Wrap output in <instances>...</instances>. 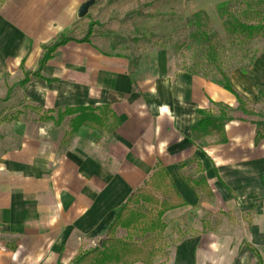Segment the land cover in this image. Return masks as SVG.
<instances>
[{
  "label": "crops",
  "instance_id": "1",
  "mask_svg": "<svg viewBox=\"0 0 264 264\" xmlns=\"http://www.w3.org/2000/svg\"><path fill=\"white\" fill-rule=\"evenodd\" d=\"M86 1L2 2L0 96L8 89L1 87L2 79L20 78L21 62L22 70L31 74L40 48L84 24L75 15ZM87 43L56 50L40 72V78L52 84L30 83L22 97L43 114L106 109L117 124L106 143L116 152L79 135L94 132L80 129L68 137L69 119L64 131L60 124L53 127V136L46 131L52 124L41 121L35 134L0 141V248L9 251L13 264H69L80 242L101 237L114 212L140 189L155 165L184 205L167 214L218 211L228 219L237 217L239 227L233 232L244 239L254 237L253 224L259 222L255 241H264V189L259 183L264 177V142L252 148L254 128L231 122L218 134L221 146L198 150L188 143L194 112L206 111L208 104L231 110L233 100L219 88L176 71L172 58L161 53L132 64L102 54L89 39ZM258 64L251 79L227 78L230 89L250 105L257 90L264 92V65ZM15 144L16 149H4ZM193 162L208 191L206 202L186 184L195 171ZM253 209V218L241 225L240 216ZM257 210L261 212L255 214ZM227 226L225 222L219 232L184 240L169 264H249L248 254L233 246ZM250 248L264 264L258 248Z\"/></svg>",
  "mask_w": 264,
  "mask_h": 264
},
{
  "label": "rangeland",
  "instance_id": "2",
  "mask_svg": "<svg viewBox=\"0 0 264 264\" xmlns=\"http://www.w3.org/2000/svg\"><path fill=\"white\" fill-rule=\"evenodd\" d=\"M88 1L90 0L86 2ZM91 1L92 6L87 10L84 19L79 21L84 24L63 36L71 42L76 41L73 42L74 44L82 40L86 28L90 26L91 45L104 55L127 58L133 64L140 57L161 53L172 58L176 71L198 78L216 88L221 84L222 79L227 81L230 75L251 79L252 68L259 66L258 63L264 65V32L246 37L236 28L240 26L264 29V0ZM32 69L33 66H30L27 71L31 72ZM19 80L18 75L9 77L8 80L2 79L1 87L12 89ZM23 91L24 89L12 90L7 105H0V141L18 139L28 132L35 134L38 131V123L41 124L40 122L45 119L51 120L50 123L55 120L54 113L43 114L39 109L33 108L31 105L35 104L22 97ZM2 97L0 96V101ZM248 110L252 116L245 118L235 111L234 106L228 110V117L232 122L248 123L249 126L259 124V117L264 113V103L255 101L251 105L248 104ZM206 111L215 116V108L207 107ZM7 120L16 123L7 124L5 123ZM48 123L46 125L49 127ZM66 123L67 119H63L60 123L61 131H64L62 129L65 128ZM47 129H49L46 130L47 133H52L53 136V126L50 125ZM255 131L254 128V133ZM80 133L92 139L94 146L103 144L108 147V152L113 154L116 152L110 143H106L107 135L100 132L90 134L79 132V135ZM218 143V133L209 130L196 138L193 145L195 148L206 150L218 146ZM16 148V144L4 147L6 150ZM186 179L196 182L199 177L193 171ZM261 187L264 189L262 185ZM143 192L147 193L146 190ZM150 195L157 202L160 201L154 193ZM201 199L208 201L205 196H201ZM209 204L212 205V201H209ZM253 212L254 209L240 216L241 225H246L253 218ZM258 212L261 211L257 210L255 214ZM143 213L153 219L156 210L144 208ZM263 220L264 217L260 222ZM225 222L229 228L228 233H233L231 240L239 242V244L233 243L237 251L246 253L245 248L248 247V250L256 254L255 248L254 250L250 248L254 246L258 248L257 251L264 259V241H255L261 224L254 222L253 228L256 232L254 237L244 239L237 232H233L239 227L238 218L228 219L218 211H209L208 214L202 212L179 213L172 216L165 214L159 221L164 228L161 233L155 232L154 226L153 233H146L148 225L143 224L127 235L117 232L114 239L129 241L136 247L146 243L143 251L152 256L149 264H169L173 250L184 240L219 232ZM100 242V237L80 242L78 253L92 250ZM248 259H250L249 264H256L249 254ZM15 261L18 262L19 259L16 258ZM13 263L14 259L9 251L0 248V264ZM125 264L134 263L128 261Z\"/></svg>",
  "mask_w": 264,
  "mask_h": 264
},
{
  "label": "trees",
  "instance_id": "3",
  "mask_svg": "<svg viewBox=\"0 0 264 264\" xmlns=\"http://www.w3.org/2000/svg\"><path fill=\"white\" fill-rule=\"evenodd\" d=\"M3 1L5 0H0V5ZM90 28V26L86 28L84 37L81 41L75 43L76 45H88L87 41L90 37ZM236 28L246 37L264 32V29L259 27L245 28L237 26ZM71 43L73 44V42L65 37L59 36L48 46L40 48V57L35 65L34 71L31 74L22 70L21 62L17 68L20 75V81L16 83L12 89L5 90L4 96L0 101V105L8 102L12 90L19 91L30 83L42 82L45 85L52 84L51 82L43 81L40 78V72L50 61L52 54L56 50ZM218 88L233 100L235 111L242 117L247 118L252 116L251 112L248 110V104L230 89L226 80L222 79ZM256 103H264L263 92L261 90L256 91ZM208 106L216 109L215 116H212L207 111L193 113V122L188 130V143L192 146H194L193 143L195 139L204 135L207 131L213 130L220 135L222 128L232 122L228 117V110L218 106L214 107L210 104H208ZM63 119H69L68 137L73 136L80 129L90 132H102L106 135H110L117 129L116 122L107 113L106 109L66 110L63 111L61 115L55 114V120L51 123L52 126L57 127ZM259 120V124L251 125L256 129L252 139L253 149L258 144L264 142V113L259 117ZM44 122L50 123L52 121L44 120ZM222 144L223 142L220 140L218 145L221 146ZM193 164L195 166L196 175L200 176V168L195 162H193ZM179 169L181 170L182 168ZM186 184L191 191H197L201 196L208 195V191L202 179L199 178L196 182L186 180ZM260 184L264 187V177L260 178ZM144 190H146L147 193H144ZM150 193H154L160 201L157 202L156 199L152 198ZM144 208L156 210L153 219L143 213ZM183 208L184 205L173 193L165 174L157 165H155L149 177L144 183H142L140 189L130 194L124 203L114 212L109 225L100 237V244L92 250L89 249L82 253H78L69 264H125L128 261H132L134 264H149L152 256L151 254H147L143 251L146 243H142L136 247L129 241L115 240V234L117 232H121L127 235L130 231L138 226H142L143 224L148 225L146 233H153V226L156 229L155 232L158 231L161 233L164 230L162 225L159 224L162 216ZM262 239H264V237ZM246 253L254 259L256 264H261L259 258L252 250L246 249Z\"/></svg>",
  "mask_w": 264,
  "mask_h": 264
},
{
  "label": "water",
  "instance_id": "4",
  "mask_svg": "<svg viewBox=\"0 0 264 264\" xmlns=\"http://www.w3.org/2000/svg\"><path fill=\"white\" fill-rule=\"evenodd\" d=\"M92 3L93 2L90 0L78 8L76 15H75V18L77 21H81L84 19L86 12L92 6Z\"/></svg>",
  "mask_w": 264,
  "mask_h": 264
}]
</instances>
